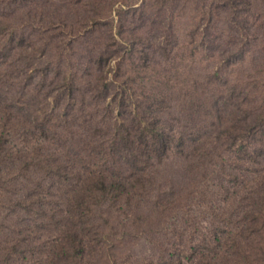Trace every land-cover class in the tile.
<instances>
[{
    "label": "rangeland",
    "instance_id": "374dc122",
    "mask_svg": "<svg viewBox=\"0 0 264 264\" xmlns=\"http://www.w3.org/2000/svg\"><path fill=\"white\" fill-rule=\"evenodd\" d=\"M0 264H264V0H0Z\"/></svg>",
    "mask_w": 264,
    "mask_h": 264
},
{
    "label": "trees",
    "instance_id": "16d2710c",
    "mask_svg": "<svg viewBox=\"0 0 264 264\" xmlns=\"http://www.w3.org/2000/svg\"><path fill=\"white\" fill-rule=\"evenodd\" d=\"M157 134V133H156ZM154 135V134H153ZM158 135H160V134H157V136L156 135H154L153 137H154V139H155V137H156V139H157V137H158Z\"/></svg>",
    "mask_w": 264,
    "mask_h": 264
}]
</instances>
